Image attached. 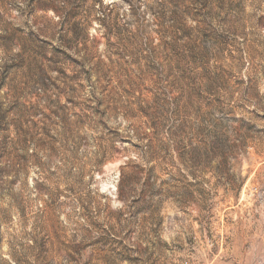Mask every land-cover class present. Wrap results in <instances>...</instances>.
Returning a JSON list of instances; mask_svg holds the SVG:
<instances>
[{"label":"rangeland","instance_id":"1","mask_svg":"<svg viewBox=\"0 0 264 264\" xmlns=\"http://www.w3.org/2000/svg\"><path fill=\"white\" fill-rule=\"evenodd\" d=\"M0 264H264V0H0Z\"/></svg>","mask_w":264,"mask_h":264}]
</instances>
